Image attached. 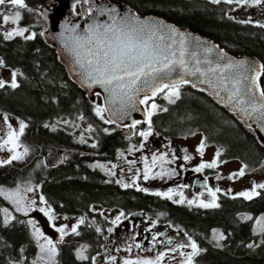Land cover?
Wrapping results in <instances>:
<instances>
[{"label":"trees","instance_id":"obj_1","mask_svg":"<svg viewBox=\"0 0 264 264\" xmlns=\"http://www.w3.org/2000/svg\"><path fill=\"white\" fill-rule=\"evenodd\" d=\"M116 1L128 4L141 15L161 16L205 35L234 54L254 55L264 64V28L227 19L219 11V6L203 0ZM52 2L26 0L27 7L32 8ZM75 8L77 12L80 10L79 5ZM26 18L25 15L23 24H27ZM31 20L33 22L34 18ZM46 28L39 27V33L32 40L22 36L5 39L0 29V58L7 67L19 71L18 87L7 84L0 88V114L10 115L27 125L19 135L17 155H21L25 148L29 153L23 160L14 159L0 165V186L13 187L19 181H32L39 186L41 181L42 192L54 214L94 216L95 205L119 208L126 213L164 212L167 216H161L162 220L180 226L198 241L202 251L192 264H264V230L257 232L254 224L255 217L264 216V189L252 199L221 196L219 207L195 208L177 204L154 192L137 190L136 186L126 188L108 180L94 165L102 160V156L88 158L83 154L98 153L106 160H113L120 149L128 147L130 136L125 134L126 128L113 122L105 123L109 120L106 114L104 119L96 114L88 94L71 78L57 51L45 41L43 32ZM260 83L264 87V75ZM168 89L171 88H165L145 104L147 111L152 112L151 134L158 136L151 138L149 147L159 144L158 139L165 141L202 133L206 144L220 148L219 160L238 159L247 170L264 162V146L255 132L213 96L186 83L180 85V98L169 103L163 95ZM151 101L162 109L151 110ZM165 108L167 111L163 110ZM64 118L70 123L84 121L88 124L95 142L79 141L68 126L51 127ZM137 129L147 131V122ZM43 143L75 149L79 153L75 152L69 160L46 171L39 166V147ZM46 145L43 154L50 152ZM13 155L11 153L5 159ZM7 205L0 194V264H40L39 245L32 235L29 218L16 213L15 219L4 225L2 210ZM215 230L223 233L225 239L216 240L213 236ZM95 236L93 230L85 232L80 226L78 236L61 243L58 264H93L91 260L101 252ZM80 243L87 245V260L77 256L81 251ZM249 244L253 247H248Z\"/></svg>","mask_w":264,"mask_h":264},{"label":"snow or ice","instance_id":"obj_2","mask_svg":"<svg viewBox=\"0 0 264 264\" xmlns=\"http://www.w3.org/2000/svg\"><path fill=\"white\" fill-rule=\"evenodd\" d=\"M212 3L219 4L221 0H211ZM224 3L232 4H247L248 0H223ZM264 0H253V3L260 4ZM10 4L16 6V10L11 14L0 13V21L7 24L11 22L14 27L11 31L5 33V39H11L14 36H22L27 40L35 39L36 34L31 33L25 36V33L29 32L27 27H18L19 21L22 19L21 9H27L26 0H0V5ZM115 12V9L111 10ZM103 14V13H102ZM119 15V13H117ZM242 23H251V20L241 21ZM264 27V25H260ZM78 25L68 29L65 27L66 31H71L72 36L66 37L64 42V47L75 59V63L79 66L81 71L79 75L82 81L87 83L88 86L99 85L104 88L105 91L109 93L110 100L109 104L112 107L109 109L112 115H118L121 119L125 115V109L128 107H135L137 98L140 92H145L143 99H139V103L146 104L149 99L154 97L157 92L163 91L165 88H169V83L171 84V90L167 93L166 99L169 103H174L175 99L180 98V85L190 83L188 80H170L171 74L177 70V67L182 68L186 74L195 75V72H190L186 66L185 56V44L186 37L182 36L180 41V50L169 51L166 47H161L156 41L163 40V36L160 35L159 26L145 20H141L136 14L130 16H124L121 20L117 21L113 17V22L110 25H95L91 24L88 26L84 33H79L76 31ZM172 32L177 30L173 28ZM182 35V34H181ZM210 51V49L208 50ZM199 63V62H197ZM3 65V61L0 60V66ZM200 71V69H196ZM226 72H233L234 76L231 79V88L225 84L224 87L228 90L229 95L227 100L230 103L235 104V106L248 118L253 116L257 121H264V87L259 84L260 77L264 75V64L256 66L254 64H249L247 61L233 62L229 61L227 64L221 67L209 68L207 72H201V75L208 76L209 73H219L224 76ZM225 79H228L225 77ZM168 81V82H165ZM247 81V83H245ZM201 83H211V79L201 81ZM5 87V82L0 81V88ZM10 87L16 88L18 84L15 82V73H13V80ZM192 87H197L195 83ZM151 95H148V93ZM218 94V93H217ZM173 97L175 99H173ZM158 106L155 103L151 104L152 109H156ZM104 108L97 107L95 109L96 114L104 119L103 112ZM167 111V109H163ZM148 130L141 131L139 135L145 139L151 134V116L152 112H148ZM7 120V117H5ZM112 121L105 120V123H110ZM138 121H133L132 126L135 127ZM27 125L23 121L20 122L19 134H23L24 128ZM9 129L12 126L8 125ZM47 127V125H45ZM264 131V127L261 129ZM107 131V130H106ZM9 143L13 142V137L17 135L16 130H11L9 132ZM95 147V145H92ZM201 154H203L204 144L203 142L197 149ZM11 151V149H10ZM27 149L25 148V153ZM121 155H123L121 153ZM220 153H217L216 159L210 163H201L195 171H201L204 168H214L218 166ZM20 156L13 155L8 160H0V165L4 163H11L14 159H19ZM164 159V157H160ZM185 160L190 159L189 156L184 157ZM157 158L153 157V164L156 163ZM245 167H247L245 165ZM150 172V168L145 162V172L144 178L147 179ZM245 173L241 170L238 173L232 174L230 179L233 177H242ZM119 182V181H117ZM130 185L125 184L124 187H129ZM256 189H264V183L254 184L252 190L240 193L245 199H252L254 196H259L260 193ZM32 191L31 188L27 189ZM137 190L144 191L137 186ZM210 191L212 200L209 202L201 201L200 206L209 207H219L215 203L216 193L220 191L217 188L215 191ZM156 195L167 196V193H155ZM18 193H9V198L17 196ZM235 198V197H233ZM40 201L43 204L48 202L43 196L40 197ZM15 204H22V199L14 200ZM31 205H35L36 201L32 200ZM191 204L192 201H189ZM17 211H21L20 207H17ZM40 212L44 213L45 216L51 221L54 219L51 207L39 208ZM4 212L3 224L7 225L10 220H14L15 217L11 216L7 209L2 210ZM28 208L23 209L24 215H28ZM119 219V217H117ZM251 219V217H249ZM264 219V218H262ZM34 229L32 235L37 239L43 238L47 245V251L55 253V246L52 240H50L44 233L36 226L34 221H28ZM84 220L81 219L78 224L71 228V232L79 235L77 228L80 224H83ZM52 227L55 228L57 232L61 234V240L65 234V228L67 225L62 227H56L54 224ZM264 230V229H262ZM111 231V229H109ZM219 239H225L223 234H220ZM185 245H181L184 247ZM41 251L45 250V246L41 245ZM190 247L192 248V254H198L202 251L197 243L193 240L191 241ZM248 247H253L249 244ZM163 255V254H161ZM78 258L86 259L83 256L82 251L77 253ZM125 264H134V262L125 261ZM144 264H152L151 261H145ZM188 264H192L191 256L189 257Z\"/></svg>","mask_w":264,"mask_h":264},{"label":"rangeland","instance_id":"obj_3","mask_svg":"<svg viewBox=\"0 0 264 264\" xmlns=\"http://www.w3.org/2000/svg\"><path fill=\"white\" fill-rule=\"evenodd\" d=\"M235 3V2H234ZM264 8V2L260 4L253 3V0H248L247 4H236L233 7L234 13L236 14V17H241L244 15H248V17L254 16L256 18L259 17V12ZM16 10V6L6 4V5H0V13L11 15ZM21 15L22 19L19 21L18 27H27L29 29L28 33H25V36L31 34V33H39V27H43V30L48 26V23L44 16L41 14V5L37 6L36 8L27 7V9H21ZM27 16L26 23L23 24L24 16ZM31 18H34V21L32 22ZM14 25L9 22L7 24L3 23L1 21L0 23V29L4 32V34L7 31H11L13 29ZM0 60H2L0 58ZM19 71L9 68L7 66L3 65L0 66V81H4L6 84H11L13 80V73H15V82L17 83V73ZM171 89H168L167 92H163V95H167V93ZM173 99H175L173 97ZM155 103L151 101L149 104V107L151 108V104ZM158 107L156 109L151 110H161L162 108L155 103ZM93 105L95 109L97 107H102L103 102L99 95L95 97L93 100ZM105 110L103 112V117L105 115ZM5 117H7V120H5ZM20 120L7 115V114H0V160H6L5 158H8L11 153L18 154V144L16 142L15 137H13V142L9 143V132L11 130H16V133L19 134V127H20ZM146 123V122H145ZM145 123H137L135 128L133 129L132 134L130 135V143L128 145V148L123 151V159L116 163V165H112L111 163H107V165H101L100 161L98 162L102 168H108L111 169L116 175H118L119 179L122 180V178L125 175H128L129 170H131V167L128 166V164L135 163L133 167L140 171V173L143 174V177L137 178L134 180V183H138V186L141 189H146L150 191L155 192H161V193H167L171 198H176L179 200H184L186 204L189 206L197 205L200 206L201 201L209 202L208 200L201 198L198 193L190 190H185L184 188H169V180L171 177L172 180H175L174 177L171 175L169 177L170 171L165 170L169 166L166 164H159L157 167L151 164L150 160H146L147 165L150 168V172L148 175V178H144V172H145V163H142V156L144 154H148L145 150L146 147H149V143L151 142V138L156 139L158 136L155 134L153 137L152 134H150L147 139L143 138V146H141L139 143H137V140H140L141 136L139 135V131L137 128L144 127ZM12 126V129H9L8 125ZM58 126L55 128H58L59 126H68L72 129V132L75 134L76 138L81 142H88V143H94L95 141L91 138L90 135V126L86 124L84 121H81L79 123H70V121L66 118L62 119ZM137 129V130H136ZM164 140L158 139V142L161 144ZM203 142L204 144V150L203 154H201L197 149L200 146V144ZM4 144V147H3ZM165 145H170L175 151L183 153L184 155H187L190 157L188 161L184 160L183 162L187 163V165L184 166V163H181L182 169H181V175L182 177L186 175V171L188 169H193L195 174H206L204 177L206 178V183L211 188V191H215L217 188L220 189L219 192L216 193L218 196H242L240 193H243L245 191H250L253 188L254 184H260L264 183V162L258 165L255 168H251L247 170L245 168V165L243 162L239 161L238 159H226V160H219L220 163H218L217 167L214 168H204V171H195L196 168L199 167L201 163H210L216 159L217 153L221 154L220 148L214 144H206L205 139L202 133H194L189 136H182L177 137L175 139H169L165 140ZM159 146L158 144L154 145L153 147ZM22 148V146H20ZM11 149V151H9ZM5 153L4 157H1V155ZM29 153L28 151L25 153V149H23L22 154L18 155L20 156L19 159H25L28 157ZM171 160L173 162H176L178 158L172 154ZM130 163V164H131ZM177 163V162H176ZM207 169H213V171H209ZM206 170L208 171V174L206 173ZM241 170L244 171L245 175L242 177H233L234 173H238ZM190 175V174H188ZM170 180V181H172ZM157 183V184H156ZM179 183V182H178ZM132 184V183H131ZM210 184H213L211 186ZM159 185V186H156ZM31 188L32 191H28L27 189ZM172 190L175 191V193L172 192ZM262 189H256V191H260ZM9 193H18L17 196H13L9 198ZM0 194L5 198L6 202H8V205L5 207V209L8 210V212L11 214V216H15L16 213H19L20 215L29 218V220L34 221L36 226L44 233L45 236H47L50 240H52L53 245L55 246V253L47 251V248L49 247L47 245V242L43 239H36L38 245H39V254H38V262L40 264H57V256H58V240L60 239V235H56V238L52 236V233L54 232L52 225L54 224L56 227H62L67 225V228H65V233L69 232L71 228L78 224V220L76 219H68L66 217L61 216H54V219L50 221L49 225H46L48 227L44 229V227H40L41 223L39 222L40 217H42V212H40L39 205L43 204L40 201L41 192L39 190V186L36 185L34 182H25V181H19L16 186L13 187H2L0 186ZM243 197V196H242ZM22 199V204L17 205L13 201ZM35 200L36 204L31 205V201ZM189 201H192L190 204ZM217 204V201L215 202ZM17 207L21 208V211H17ZM194 207V206H192ZM201 207V206H200ZM28 208V215H24L23 209ZM205 208V207H203ZM105 212V211H104ZM4 213V212H3ZM107 216L110 215L109 212H105ZM115 217L118 216V212L114 214ZM246 217V216H245ZM249 216H247L248 218ZM264 216H258L254 218V224L257 232L263 231L264 229ZM41 221V220H40ZM34 231V229L32 228ZM220 233L219 230L213 231V236L216 240L219 239ZM224 236V235H223ZM110 237V236H109ZM41 245L45 246V250L41 251ZM116 243H114V246ZM131 248V247H130ZM184 251V250H183ZM183 251H180L176 248H167L165 251H162L164 258L160 259V254L155 252H145L142 250H138L136 248L129 249L128 247H123L121 249L118 248H111L109 251H106L105 253H102L99 256V260L97 264H125V261L144 264L145 261H151L152 264H184L189 259V256L183 255ZM188 264V262H187Z\"/></svg>","mask_w":264,"mask_h":264},{"label":"water","instance_id":"obj_4","mask_svg":"<svg viewBox=\"0 0 264 264\" xmlns=\"http://www.w3.org/2000/svg\"><path fill=\"white\" fill-rule=\"evenodd\" d=\"M78 2L81 5L80 13L74 11L75 5ZM112 9L116 11L112 12ZM41 11L48 20V28L43 36L57 51L59 60L66 67L71 78L88 94L92 101L95 99L96 95H100L109 119L118 125L128 127L129 134L133 131V121L144 122L147 118L144 104L139 103V99L144 98L145 92L142 91L139 93L134 108L128 107L125 109V115L122 119L118 115H112L109 110L112 107V105L109 104V93L99 85L94 84L90 87L87 83L82 81L79 75L81 69L75 63V59L72 55L64 47L65 38L73 35L71 31L65 30L66 26L68 29H71L78 25L79 27L76 28V31L84 33L91 24L110 25L113 22V17L119 21L124 16L136 14L141 20L149 21L159 26L160 35L163 36V40H157L156 42L161 47H166L169 51L174 50L178 53L182 36L186 37L184 60L186 61L187 68L190 72H195V75L186 74L182 68L177 67V70L171 74L170 80L175 81L183 79L190 81L189 84L191 85L195 83L197 85L195 88L204 90L213 96L219 103L226 106L229 111L233 112L242 120L246 126L250 127L257 135L260 143L264 146V131L261 130L262 127H264V121H257L254 116L248 118L235 106V104L227 100L229 92L224 85L227 84L228 88H231L230 81L234 73L226 72L224 76H221L219 73H209L208 76L201 75V72H207L209 68H223L229 61H247L249 64L259 66L261 65V61L256 56L251 54H234L207 36L180 27L161 16L152 14L141 15L128 4L116 0H54L53 3L42 6ZM117 13H119V15H117ZM173 28L177 31L172 32L171 30ZM209 49L210 51H208ZM196 69H200V71H196ZM225 77L228 79H225ZM209 79H211V83H201V81ZM245 83H247V81ZM169 87H171L170 83ZM158 93L159 92H157V94ZM157 94L155 96H157ZM148 95H151V93L149 92ZM58 157H60V154L50 156L47 158V161L49 163V161L52 160V163H57V161H59Z\"/></svg>","mask_w":264,"mask_h":264},{"label":"flooded vegetation","instance_id":"obj_5","mask_svg":"<svg viewBox=\"0 0 264 264\" xmlns=\"http://www.w3.org/2000/svg\"><path fill=\"white\" fill-rule=\"evenodd\" d=\"M205 2H208L209 4L213 6H219V11L224 14V16L227 19H230L234 22H241V21H248L251 20L252 22L250 24L255 25H264V8L257 12L259 14V17L256 18L254 16L248 17V15H244L241 17H236V14L234 13L233 7L235 6V3L228 4L224 3L223 0H221V3L216 4L212 3L211 0H203ZM264 28V27H263ZM58 125L51 124V127L54 129ZM126 134V132H125ZM127 135V134H126ZM18 136L17 134L15 136L16 142L18 144ZM143 137L140 138V140H137V143H139L141 146H143ZM159 143V142H158ZM43 146L39 147V166H43L46 171H50V169L56 168L59 164H61L65 160H69L72 156V154H75V152L79 153L78 150L75 149H69L61 146L56 145H46L42 144ZM44 145L47 146V148L50 150L48 154H43L44 152ZM159 146L156 147H146L145 150L148 153L147 155L144 154L142 156V163L144 164L146 160H150L151 164L154 166H158L159 164H166L169 166L165 170L170 171L169 177L172 175L175 180H172L171 177L169 182V188H184L185 190L194 191L199 194L201 198L206 199L208 201H211L213 198L210 195V187L206 183V178L204 177V174H195L193 169H188L186 171L185 176H181V169L183 166H181V163L185 160L184 157L187 155H184L183 153L175 151L170 145H165V141L163 143L158 144ZM144 147V146H143ZM128 148V147H127ZM127 148L120 149L113 160H106L107 158L104 155H99L98 153H92V152H84L83 154L88 158H95L102 156V160H98L94 162V165L98 167L107 177L108 180L112 181H119L120 184H128L132 186H138V183H134V180L137 178L143 177V174L140 173V171H137L133 165L135 163H129L128 166L131 167V170H129L128 175H125L122 180L119 179L118 175H116L111 169L102 168L101 165H107V163H111L112 165H116V163L120 162L123 159V151H125ZM61 154V161L58 163H52L53 161L50 160L49 163L47 161V158L56 155ZM172 154L178 158L176 162H173L171 160ZM153 157H156V163L153 164ZM160 157H164V159H160ZM101 162L100 164L98 162ZM188 160H186L187 162ZM184 163V166L187 165V163ZM213 171V169H207ZM206 170V173L208 174V171ZM204 171V170H202ZM190 174V175H188ZM179 182V183H178ZM18 183V182H17ZM132 183V184H131ZM157 184V183H156ZM213 186V184H210ZM159 186V185H156ZM139 187V186H138ZM140 188V187H139ZM39 190L41 192V196L44 197V199L48 202L47 198L42 192V182L39 181ZM148 192H154L146 190ZM173 193H175L174 190H172ZM161 193V192H159ZM220 195V194H219ZM219 195H216L215 202L219 200ZM161 197L166 198L172 202H175L177 204L186 205V202L184 200H179L176 198H171L169 195ZM51 207L52 213H53V207L49 202L47 204H40L39 208H47ZM195 208H203L197 205H192ZM93 211L95 213L94 216H82V215H65V214H54L55 216H61L66 217L70 219H76L78 220V223L81 219L84 220L83 224H80L77 228V231L80 233V226L83 227L85 232L87 230H93L96 234L95 238H97V243L99 246V250L101 251L99 254L95 256L91 261L93 264H97L99 260V256L102 253H105L106 251H109L111 248H118L121 249L123 247H128L129 249L136 248L139 251H145V252H155L160 254V259L164 258V255L162 251H165L167 248H176L180 251H183V255L191 256L192 263L194 261V258L197 254H192V248L190 247L191 241H195L199 247L198 241L196 238L189 232H187L185 229L181 228L180 226L174 225L171 221H164L161 219V216L166 218V214L164 212H158V213H146V212H133V213H126L124 210L119 208H110L107 206H101V205H95L93 207ZM109 212L110 215L107 216L105 212ZM118 212L119 219L114 216V214ZM196 213V212H192ZM197 214V213H196ZM41 220V221H40ZM39 222L41 223L40 227H44L48 229L46 225H49L50 220L47 216L42 214V217H40ZM111 229V231H109ZM52 236L56 238V235H60V239L57 243H59L58 247H60L61 243L63 241H67V239L70 237L78 236L75 233H72L71 230L64 234L63 239L61 240V234L57 232L55 229H53ZM110 236V237H109ZM114 243L116 245L114 246ZM181 245H185L184 247H181ZM90 246V244H89ZM87 245L86 244H79V249L82 251L83 256L87 257L85 250ZM131 247V248H130ZM200 248V247H199ZM59 252V248H58ZM189 256V257H190ZM88 258L84 259L87 260ZM189 260V259H188ZM187 260V262H188ZM58 256H57V264H58ZM185 262L184 264H187ZM139 264V263H134ZM154 264V263H153Z\"/></svg>","mask_w":264,"mask_h":264}]
</instances>
